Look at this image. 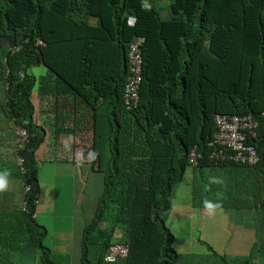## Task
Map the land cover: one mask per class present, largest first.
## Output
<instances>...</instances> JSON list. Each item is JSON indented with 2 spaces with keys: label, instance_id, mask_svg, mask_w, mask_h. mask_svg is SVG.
I'll list each match as a JSON object with an SVG mask.
<instances>
[{
  "label": "trees",
  "instance_id": "trees-1",
  "mask_svg": "<svg viewBox=\"0 0 264 264\" xmlns=\"http://www.w3.org/2000/svg\"><path fill=\"white\" fill-rule=\"evenodd\" d=\"M157 4L0 0V63L7 73L2 111L14 134L16 127L29 133L24 148L15 134L13 148L0 153V174L20 179L26 190L20 206L0 199V264H20L32 248L41 264H57L35 214L39 171L58 142L40 124L32 98L35 89L60 95V84L76 101L68 145L78 180L84 177L82 192L91 174L98 185L79 236V264H110L105 255L115 243L128 245L129 254L113 264H249L255 250L264 256V0H172L168 19ZM137 40L143 81L139 104L129 110L123 92L128 49ZM33 67L50 75L37 83ZM219 114L251 115L260 123L247 141L261 157L257 166L211 162ZM194 148L196 166L188 157ZM207 170L218 182L204 181ZM221 170L229 171L233 189L217 196L238 204L247 198L239 206L259 212L261 233L256 243L228 222L229 245L220 253L197 238L177 240L168 221L179 188L190 185L194 194L206 187L203 203L209 201L213 188L223 187Z\"/></svg>",
  "mask_w": 264,
  "mask_h": 264
},
{
  "label": "crops",
  "instance_id": "crops-1",
  "mask_svg": "<svg viewBox=\"0 0 264 264\" xmlns=\"http://www.w3.org/2000/svg\"><path fill=\"white\" fill-rule=\"evenodd\" d=\"M29 72L30 74L33 73L37 78V83L41 77L50 75L45 67H33L29 69ZM6 74L4 67L0 63V153L5 148H13L15 138L14 130L10 129V127L8 128V122L2 111ZM59 87L61 89L60 95L45 93L40 96L38 90L35 89L32 98L36 108L41 111L38 115L40 124L53 132L56 135V142H58L56 151L52 154V159L45 161L39 171L38 182L40 183L41 192L35 217L37 221L42 218V222H38L46 227L48 231L45 245L49 249L53 250V252L58 250L56 252L60 255V258L62 252L75 248L77 250V258H79V236L84 224L92 213L87 210L85 213L88 217L87 220H82L80 224L77 223L78 217L82 219L80 214L81 207L77 199V194L82 192V182L78 180V168L71 157L72 146L68 145V142L73 141L72 134L74 126L77 124L76 122L74 123V119L77 120V116H75L77 111L73 107L76 101L73 92L68 90L67 86L60 84ZM66 147L71 148L66 150ZM212 172L211 170L204 172V181L215 178ZM228 172L220 171L219 183L217 184L219 187H223L216 188V190L213 188L209 201L217 204L218 207L211 211L206 209L203 203V195L208 188L205 187V191L201 187L194 190L196 195L195 193L193 194L190 185L186 188H179V196L174 197L173 214L168 221L177 240L193 242L197 238L205 241L221 253V249L229 245L230 232L228 224H231L242 230L245 239L249 237L251 239L257 238L256 243L260 242L259 212L256 209L239 206L245 200L248 202V199L241 196L238 204L235 197L224 199L222 202L220 196H217V190L221 193V191L233 189L231 183L226 181L231 177ZM236 174L238 178H244L243 173ZM188 178L190 179L192 176L189 175ZM70 183L71 198L66 197L62 193L59 195V188L64 187V189H61V192H63ZM25 191L21 180L13 177L7 180V187L4 190H0V199L20 206L23 204ZM55 217H64V223L56 224ZM198 243H201V241H198ZM227 252L231 254V250L227 249ZM26 255L20 264H27ZM36 259V263L41 264L38 254ZM252 259L256 260L258 264H264V256L256 250Z\"/></svg>",
  "mask_w": 264,
  "mask_h": 264
},
{
  "label": "built area",
  "instance_id": "built-area-1",
  "mask_svg": "<svg viewBox=\"0 0 264 264\" xmlns=\"http://www.w3.org/2000/svg\"><path fill=\"white\" fill-rule=\"evenodd\" d=\"M145 8H150L148 2H144ZM139 41L133 42L128 52L129 73L123 92L124 105L131 110L138 106L140 99V86L143 81V55L140 50ZM261 125L264 128V113ZM216 133L211 146L215 149L210 153L211 162L219 166L224 163L242 164L257 166L261 162L255 146L248 144V137H256L260 128V123L251 115H217L215 117ZM16 142L19 148H24L29 141V133L22 127H16ZM189 163L196 166L198 163L197 149L194 148L189 153ZM18 165L24 172V159L19 158ZM29 188H27L28 190ZM38 201H36V204ZM26 206V204H24ZM129 246L115 243L107 248L105 261L113 264L128 256ZM249 264H258L252 259Z\"/></svg>",
  "mask_w": 264,
  "mask_h": 264
},
{
  "label": "rangeland",
  "instance_id": "rangeland-1",
  "mask_svg": "<svg viewBox=\"0 0 264 264\" xmlns=\"http://www.w3.org/2000/svg\"><path fill=\"white\" fill-rule=\"evenodd\" d=\"M149 1L151 3H155V0H149ZM171 1L172 0H156V2L158 3L157 6L160 9V13H161V16L163 19H168L169 17L170 18L172 17L171 11H170ZM5 44L7 45V43H5ZM6 45H4V46L6 47ZM0 51H1V49H0ZM70 148L71 147H66V150H68V149L70 150ZM90 177L91 178H90L88 184L85 185L84 191L77 194L78 203H79V206L81 207V213L80 214L82 217V219L79 217L77 218L78 224H80V222L82 220H85V219L87 220L88 217L85 214L86 211L89 210L92 213L93 208H94L95 191L97 190L98 185L96 183V177H93L92 174ZM81 181L84 182V177H82ZM70 187H71V183L69 184V186L67 188H65V190L63 192H61V189H64V187L59 188V195L62 193L66 197L71 198L72 191H71ZM201 195H202V193H201ZM176 196L177 197L179 196V189L177 190L174 197H176ZM175 207H176V204H175ZM54 220H55L56 224L64 223V217H61V218L55 217ZM38 221L42 222V218H40ZM169 225H170V223H169ZM53 227H54V224H53ZM56 251H58V250H55V252H54V258H55L54 261L57 264H79V261L77 258V250L75 248H73L72 250H66L65 252H62V255L60 258H59L60 255H58V253ZM26 254H25L26 255L25 260L27 261V264H33L34 262L35 263L37 262V259H36L37 253L35 251V248L30 249L28 251V253H26ZM120 260H122V259H120Z\"/></svg>",
  "mask_w": 264,
  "mask_h": 264
},
{
  "label": "clouds",
  "instance_id": "clouds-1",
  "mask_svg": "<svg viewBox=\"0 0 264 264\" xmlns=\"http://www.w3.org/2000/svg\"><path fill=\"white\" fill-rule=\"evenodd\" d=\"M145 2H148V1H145ZM148 4H149V3H148ZM129 24H131V23H129ZM38 42H39L40 44H43L42 41H38ZM4 175H6V174H0V190H4V189L7 187V181H6V179H4ZM212 182H213V183H216V182H218V181L215 180V179L213 178V179H212ZM204 206H205V208L208 209L209 211H211L212 209L218 207L217 204H213V203L210 202V201H205V202H204Z\"/></svg>",
  "mask_w": 264,
  "mask_h": 264
}]
</instances>
